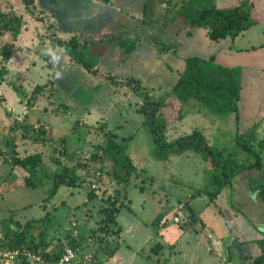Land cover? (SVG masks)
Returning <instances> with one entry per match:
<instances>
[{
	"label": "rangeland",
	"instance_id": "374dc122",
	"mask_svg": "<svg viewBox=\"0 0 264 264\" xmlns=\"http://www.w3.org/2000/svg\"><path fill=\"white\" fill-rule=\"evenodd\" d=\"M149 1L155 3L157 0ZM222 1H218L219 7H228L231 4L238 3L239 0ZM256 1L259 2V0ZM38 2L41 8L34 6L30 14L36 19L39 18L36 17V14L41 15L36 20L41 26L38 27L39 31L46 29L45 23L52 17L56 20V25L60 31L100 30L104 26L107 29L111 28V16L114 15L112 10L109 8L99 9L100 7L95 6V0H38ZM12 4L15 13L24 14L27 17L29 10H27L22 0H14ZM6 8L8 7L6 6ZM144 20L146 21L144 27L140 26L137 33L130 36L133 38L128 40L135 43L130 58L121 66L119 71L115 69V72L117 77L135 75V78L140 79L146 86L155 87L157 96L162 91L173 88L180 74L186 68L184 56L190 52V49L186 46L183 47L178 42V34L181 33L184 27H187V24L184 21H172L171 15L167 11H165L164 17L157 14L155 18L148 19L146 15ZM259 25L262 24L258 23L257 26ZM151 27L159 28V30L155 33L147 32ZM31 28L32 24L30 31H32ZM254 31L256 29H251L246 34V41L243 40L246 45L245 48L258 47L264 43L262 31L257 33ZM185 32L184 29L182 35ZM93 33L94 37L99 38L98 31L96 33L93 31ZM89 39L90 37L88 38L89 42L97 41L96 38H91V41ZM184 39L185 37H183ZM50 47L53 50L57 46L50 45ZM162 48L165 50H162ZM198 48L194 52L203 56L205 48L200 46ZM170 49L174 50L172 54L169 51ZM174 52H177V55L173 54ZM191 54L194 55V53ZM108 55L106 56L107 62L110 61V58H108L111 57L110 51ZM263 56L260 52H257L252 57L250 55L241 56L237 59V63H234L238 65L235 67H241L243 70L242 96L248 104L249 110H246L248 113L242 119L249 124L258 121L261 117L260 111H264ZM68 58L67 54L61 57H58L55 53L52 54L51 60L55 62L58 59L57 61H59L54 66L58 68H55V71L50 74L49 79L52 83L47 84L45 93L41 94L33 102L34 104L32 103V108H37L35 110L27 108L30 114L28 120H26V117L25 124L31 125L29 122L40 121L36 114H41L39 118L42 115L49 118V115L45 113L46 111L60 114L56 112L59 111L62 112L60 115H65L63 117L68 120L70 118V120L76 119L70 124L66 123L67 126L65 124L62 126L64 129L66 128L65 131L53 128V130H45L44 134V137L48 140H52L50 138L68 137L69 150H67V154L70 158H64V164L69 167L79 166L78 163L84 161L86 154L91 153L92 147L103 143L104 131L114 132L123 138L134 136L128 154L137 169L141 172L144 171L146 175L133 178L126 194V205L120 211L119 222H122L125 228L131 232L137 226L140 233L146 232L147 227H149L147 229L149 232L152 229L158 230L159 222L162 219L166 222V228L171 227L179 230L180 227L191 226L194 222H191L190 215L185 212L187 208L182 206H186L188 201L191 200V196H194L197 191L199 192L207 185L204 173L205 161L201 155L190 153L189 159H186L184 155L181 156L182 158L180 157L181 159L173 157L168 163L156 160L152 153L149 136L142 128L144 117L138 111L141 107V99L129 87L115 86L112 82L106 80L98 81L80 66H68ZM232 62H235V59ZM109 64L111 63H103V68L108 70L109 67L107 66H111ZM244 70H246V74H243ZM97 86H100V88H97ZM32 91L27 92L31 93ZM0 92V240L6 237L9 230L14 229L15 231L17 229L16 225H25L28 221H35L46 215H49L52 221L50 225H47L46 230L48 231V240L53 245H56L58 241H64L70 232H74V229L84 237L98 233L96 230L100 226V211L106 206L107 198L119 191L118 200L121 202L123 194H125L124 187L119 186L115 180L109 178L100 190H96L97 199L94 200H88L89 189L87 183L77 187L61 186L56 195L51 196L55 175L61 171L62 166L51 161L49 156L41 157V161L36 159L48 148V152L53 151L54 148L49 146L45 148L44 145L35 144L27 138H22L20 132L12 133L10 128L19 122L18 118L20 119L22 115L17 114L11 106L19 105L21 99L13 89L7 90L4 94L2 91ZM4 97L7 102H5ZM23 104L27 107L26 101ZM88 110L90 113L87 114ZM92 113L94 119L89 122L90 125L82 123L81 120L78 121L84 115L87 117ZM237 128L234 114L223 116L220 120L214 122L203 114L190 113L183 121H175L170 125L167 139L172 141L179 136L192 133L194 130H201L212 146L240 150L235 143ZM243 129L245 128L243 127ZM239 131L243 132L244 130ZM255 132L257 133V130ZM258 135L264 141V131ZM72 136H74L73 139ZM250 138L254 143V147L259 148L258 137L251 136ZM13 143L17 147L18 154L22 157L37 155L33 160L38 165V174L33 178L34 186L27 185V179L30 178L27 169L13 166V159H10L9 155ZM55 154L58 155V152ZM239 159L242 160V156ZM261 169L264 175V150L262 152ZM235 179L236 177L230 185L224 188L218 197L219 200L217 199L220 201L222 198L227 202L230 215L224 209L222 210L224 214L220 212V209H217L214 204L209 205L208 199L206 201V197L203 195L197 194L199 197L193 198L192 203H190L194 207V212L196 211L205 223L211 225L215 233L227 235L228 225L233 223L231 209L239 211L244 219L253 225L264 219V211L261 212L257 203H254L253 195L251 202L247 200V204L242 203L243 195H239L241 188L234 192V196L236 197L237 194V198L241 200L239 205L237 204L233 208L228 205L231 186L234 184ZM246 187L247 192L253 191V194L258 189L261 192V198L264 199V185L259 187L258 180L255 182V178H250ZM104 191L107 192L105 195L103 194ZM174 217L178 218L180 224L175 223ZM144 221H146V227ZM75 225L77 227H74ZM141 225L144 228H141ZM196 227L200 229V227ZM30 231L36 234V230L31 229ZM135 232L137 233V230ZM136 233L129 236V241L132 244H135L133 240H138ZM261 235L264 238V233ZM129 241L127 242L129 243ZM89 243V250L85 252H95V248L98 247L97 244H94L93 241H89ZM242 245L236 243L230 248L231 264H251L252 259L257 256L256 251L259 248L257 243L250 247ZM162 252L165 254L166 251L163 250ZM225 254L227 255V252ZM225 254L222 256L223 258L218 259L213 258L215 256L204 255L200 259L201 264H208L207 257H209L211 264H224V262L227 264L229 263L227 261L229 255L226 256ZM113 262L111 259L109 264ZM0 264L3 263L0 262Z\"/></svg>",
	"mask_w": 264,
	"mask_h": 264
},
{
	"label": "trees",
	"instance_id": "16d2710c",
	"mask_svg": "<svg viewBox=\"0 0 264 264\" xmlns=\"http://www.w3.org/2000/svg\"><path fill=\"white\" fill-rule=\"evenodd\" d=\"M157 1L164 5L172 21H184L191 28L206 31L208 38L215 43L227 39L234 41L259 23L255 19L256 0H239L237 4L228 7H219L218 0ZM22 2L27 10L32 12L34 1L22 0ZM4 5V0H0V86L8 73L6 65L18 50L17 40L25 25L22 15L13 10H5ZM57 43L75 65L88 71L98 81L106 80L115 86L129 87L141 99V107L138 111L144 117L142 128L149 136L152 153L156 160L168 163L173 157L178 158L188 153L201 155L205 161L204 173L207 185L199 192L197 191L194 196L192 195L191 200L184 207L187 208L192 222L200 220L190 206L193 198L203 195L206 201L208 199L209 205H215L224 188L230 185L235 177L253 169L261 170L264 141L259 140V148L256 149L250 138L260 122H254L249 130L242 127L243 121L239 106L243 81L241 67L223 66L216 61L214 56L187 57L185 58L186 68L180 74L175 86L156 96L157 89L146 86L140 79L129 77L125 80H117L112 73L102 72L98 67L99 58L92 52L91 46L82 44L77 37L69 40L57 39ZM119 46L123 51V59H126L134 50L135 43L122 39L119 40ZM47 86L38 85L31 93H28L22 83L10 82V87L22 102L26 101L28 109L32 108V103L45 93ZM190 113L203 114L214 122L223 116L234 114L238 127L235 143L241 151L212 146L201 130H194L172 141L168 140L167 133L170 125L175 121H183ZM10 130L14 134L20 132L22 138L44 145L45 148L48 145L54 148L53 151H49L50 153L48 148L36 159L41 161V157L49 156L51 161L62 166L61 171L55 175L51 196L56 195L61 186L77 187L87 183L88 200H94L97 199V193L95 189H92V185L106 184L109 178L115 180L119 186H123L125 194L121 202L118 200L119 191L107 198L106 206L100 211V226L96 234L84 237L74 229V232H70L64 241H58L56 245H53L48 240L46 230L47 225H50L52 221L49 215H46L38 220L28 221L25 225H16L15 231L14 229L9 230L6 237L0 240V251L27 249L40 254L48 261H55L60 257L65 245L83 253L88 250L89 241H93L98 246L94 247L96 264H105L115 256L121 246L122 229L118 222V215L126 205L128 187L134 177L146 175L144 171L137 169L128 154L134 136L123 138L114 132L104 131L103 143L92 147L91 153L86 154L84 161L78 163L79 166L69 167L64 164V158H70L67 154L68 137L48 140L44 137L43 128L26 125L24 121L12 125ZM16 148L13 143L12 150L9 152L10 159H13V166L27 169L30 173L27 185L34 186L33 178L38 174V165L33 160L37 155L22 157ZM56 152L58 155L55 154ZM239 154L242 160L239 159ZM106 193V191L103 192L104 195ZM31 229L36 230V234L32 233ZM255 243L259 245L260 252L252 259L251 264H264V238ZM0 262L8 264L2 260ZM13 264H29V262L20 255Z\"/></svg>",
	"mask_w": 264,
	"mask_h": 264
},
{
	"label": "crops",
	"instance_id": "0c3cea01",
	"mask_svg": "<svg viewBox=\"0 0 264 264\" xmlns=\"http://www.w3.org/2000/svg\"><path fill=\"white\" fill-rule=\"evenodd\" d=\"M13 1L14 0H4L5 10L7 11L13 10V4H12ZM33 1H34V6L39 7L38 0H33ZM147 2L150 3L151 1L95 0L96 3L95 6L100 7L99 9L109 8L112 10V13L114 15L111 16L112 17L111 28L107 29V27L104 26V28L100 30L89 29V30H84L82 32H78L75 30L60 31L56 25V20L54 19V17L46 21L45 23L46 29H41V31H39L38 27L40 28L41 26L36 20L39 19L41 15L36 14V17L37 16L39 17L36 19L32 14H30V12L27 13V11L25 10L27 13V17H25L24 14H20L24 17L25 25L17 40L18 50L13 54V57L6 65L8 73L5 76V81H3L0 86V91H2V93L4 94L7 92V90L12 89L10 87V82L22 83L25 90H27L28 92L32 91L38 85L44 86L47 85L48 83H52L49 77L50 74L53 71H55V68H58L54 66L57 65L59 62L57 61L58 59H56L55 62L51 60L52 54L55 53L56 55H58V57L67 54L65 50L58 45L57 39L69 40L72 37H77L82 44H87L88 46H91L92 52L95 54V56H98L99 58L98 67L102 72L112 73L117 80H122L128 77H136L135 75L117 77L115 69L116 71H119L121 66L124 63H126V61L130 58L128 57L126 59H123V51L119 46V40L122 39L130 40L131 38H133L130 36H133L135 33H137V30L139 29L140 26L144 27L146 22L144 19L146 15L148 16V19L155 18L157 14L161 17L165 16L164 5L160 4L158 1H156L155 3L154 1H152L150 4H148ZM222 2H224V0ZM231 5H235V4H231ZM6 6L8 8H6ZM151 13H153L152 16ZM255 19L259 21V23L262 25L259 26L256 25L251 29H256V31H254L256 33L262 31V33L264 34V0H259V2H257V11L255 14ZM31 24H32V28H31L32 31H30ZM188 26L189 25H187V27H184V29L186 30L184 35H182V31L184 29L181 31V33L179 34L177 33L179 38L178 42L181 45H183V47L186 46L189 47L190 49V52L185 54L184 58L191 56H201L208 58L214 56L219 64L226 67H235L238 65H235L234 63H237L236 62L237 59H239V57L241 56L250 55L252 57V55L256 54L257 52H260L262 56L264 55V43H262L258 47L250 46V49L245 48L246 45L243 43V40L246 41V34L251 29L243 33L234 41L227 39L219 43H215L208 38L206 31L191 28L190 26L189 27ZM257 28L259 29L257 30ZM157 30H159V28L157 29L156 27H151L150 29L147 30V32L155 33V31ZM93 31H95V33L98 31L99 38L94 37L95 35ZM89 37H90L89 39L90 41L91 38L93 39L96 38L97 41L95 42V40H93L89 42L88 41ZM183 37H185L184 40ZM50 45L52 46L56 45L58 48L54 47V49L52 50ZM199 46L205 48V50L203 51L204 52L203 56L197 54V52H194L199 49L198 48ZM109 51L111 57H108L110 58V61L108 62L111 63L109 64L111 66L106 65L107 67H109V69L106 70L103 68V63H108L106 61L107 59L106 56H109L108 55ZM169 51L172 54L174 50L170 49ZM191 53H194V55ZM173 54L177 55V52H174ZM234 59L235 62H232ZM67 65L75 67V64L71 61L70 57L68 58ZM88 74L90 73L88 72ZM243 74H246V70H244ZM91 76L93 77V75ZM93 78L95 79V77ZM107 85L109 86V84ZM98 88H100V86ZM4 99L5 102H7L5 97ZM247 105L248 104L244 100L243 96H241V102L239 106H240V113L242 112L241 118L243 119L244 116L247 115L246 113H248V111L246 112V110H249ZM11 108L17 114L22 115L20 119L18 118L19 122L24 121L25 123L26 120H28V115L30 114V111H27V107L25 106V104H23L21 100L19 102V105H13L11 106ZM36 108L37 107H33L32 110H35ZM56 112L62 114V112L59 111ZM45 113L49 115V118H45V116L43 115L42 117L39 118L41 114L40 115L36 114L38 120L40 121L29 122V123L34 126H40L41 128L47 131L53 130V128H56L58 130L60 129L61 131H65L66 128L64 129L62 127L64 124L65 126H67L66 123L70 124L73 121H76V119H72V120H70L71 118L69 120L66 119L65 117H63L65 115L61 116L60 114H56L53 112L52 114L49 111L48 112L46 111ZM88 113H90L89 110L87 111V114ZM93 115H94L93 113L88 115L87 117H85L84 115L81 119H78V121L81 120L82 123L90 125L89 122L92 119H94ZM260 116L261 117L258 119L260 124L256 128L257 133L254 132L256 135L255 134L253 135L252 133V135L255 136V138L258 137V140H261L260 135L258 134L264 131L263 110L260 111ZM248 124L249 123L246 122V120L243 121V127L246 130L251 129L254 123H251L249 125ZM58 138H50V139H58ZM184 157L186 159H189L190 153H188L187 155L185 154ZM250 178H255V182L256 180H258L259 187H263L264 175L262 169L261 170L253 169L239 174L236 177L234 184L231 186L232 189H231V194L229 196L228 205L231 206L232 208L235 207V205L237 204L239 205V202L241 200L237 198V194L236 197L234 196V192H237L235 190H239L241 188V190H239V195L240 194L243 195L244 199L242 203L247 204V200L248 202L249 201L251 202V198L253 195L254 203L255 204L257 203V205L260 207L259 210L262 212L264 211V199L261 198L262 197L261 192H259L258 189L255 190L254 194L253 191L247 192L248 191L247 187L249 185L246 187V184L248 183ZM245 181H247V183L244 184ZM218 200L216 201L214 206L217 209L219 208L220 212L223 213L222 210L224 209L225 212L228 213V215H230L229 213L230 210L228 209V206L226 204L227 202L222 198L220 199V201ZM192 208L194 209V207ZM185 212L189 214L187 211ZM231 212H232L231 215L233 217L234 224L232 223L228 225L227 235L215 233V230L211 227V225L205 223L199 217L196 211L195 213L200 218V220H197L196 222L192 223V225L189 227H185V226L184 228L180 227L179 230H176L171 227L166 228V222L162 219L159 222L158 230L152 229L149 232L147 231L149 227H147L146 232L140 233L139 229H137L136 226V228L131 232L130 230H127L124 224L122 222H119L118 220L122 229L121 246L117 251V253L115 254V256L112 257L111 259L114 261L113 263L115 264H159V263L160 264H201L200 259L204 255H208L210 257L215 256L213 258L218 259V258H223L222 256L225 254V252H227V255H229V258L227 260L229 263L227 264H231L229 250L233 245H235L236 243H240L243 244L242 246L248 245L250 247L253 244L255 245L254 242L260 240V238L262 237L261 234L264 233V219L259 220V222H257L256 225H253L252 223H249L246 219H244L243 215L239 213V211H235L231 209ZM119 215H118V219H119ZM175 218L176 217H174V219ZM143 223L146 224V221H144ZM175 223L180 224V221L178 220V222ZM143 225H141V228H144ZM146 226L147 224L145 225V227ZM196 226L200 227V229H198ZM136 230L137 233L135 232ZM132 233H136L135 235L138 238V240H133L135 244H132L129 241V236H131ZM201 235L204 236L202 237ZM127 241H129L130 244ZM163 250L166 251L165 254L162 252ZM259 252L260 249L258 248V250L256 251V255H258ZM152 255H154V257H152ZM207 260H208V264H211L209 262V257H207ZM109 261L105 263L109 264Z\"/></svg>",
	"mask_w": 264,
	"mask_h": 264
},
{
	"label": "built area",
	"instance_id": "2783aa9c",
	"mask_svg": "<svg viewBox=\"0 0 264 264\" xmlns=\"http://www.w3.org/2000/svg\"><path fill=\"white\" fill-rule=\"evenodd\" d=\"M102 185H92V189L100 190ZM178 222V218H175ZM20 255L24 256L29 264H96L95 252H83L74 250L68 245H65L60 257L55 261H48L38 253L29 251L27 249L20 250H2L0 251V260L13 264ZM106 264V263H105ZM115 264V263H112Z\"/></svg>",
	"mask_w": 264,
	"mask_h": 264
}]
</instances>
